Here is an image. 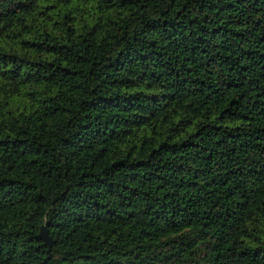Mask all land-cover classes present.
<instances>
[{"label":"trees","instance_id":"1","mask_svg":"<svg viewBox=\"0 0 264 264\" xmlns=\"http://www.w3.org/2000/svg\"><path fill=\"white\" fill-rule=\"evenodd\" d=\"M0 264H264V0H0Z\"/></svg>","mask_w":264,"mask_h":264},{"label":"water","instance_id":"2","mask_svg":"<svg viewBox=\"0 0 264 264\" xmlns=\"http://www.w3.org/2000/svg\"><path fill=\"white\" fill-rule=\"evenodd\" d=\"M39 237L44 240L45 244L48 246V251H50L52 239L50 238L44 227H41Z\"/></svg>","mask_w":264,"mask_h":264}]
</instances>
